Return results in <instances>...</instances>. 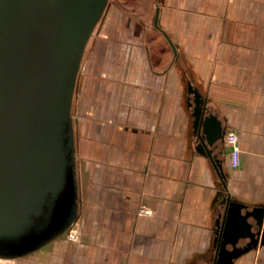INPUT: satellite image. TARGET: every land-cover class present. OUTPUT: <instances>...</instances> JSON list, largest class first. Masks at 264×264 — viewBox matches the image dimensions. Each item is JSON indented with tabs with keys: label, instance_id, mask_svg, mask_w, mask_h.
<instances>
[{
	"label": "crops",
	"instance_id": "1",
	"mask_svg": "<svg viewBox=\"0 0 264 264\" xmlns=\"http://www.w3.org/2000/svg\"><path fill=\"white\" fill-rule=\"evenodd\" d=\"M157 7L176 53L154 25ZM106 11L80 68L85 163L93 170L80 193V240L56 238L43 257L211 262L226 194L210 158L196 150L188 83L225 131L238 134L241 164H231L226 145L220 155L229 192L264 203V0H120ZM141 207L151 215H139ZM249 253L234 264H247Z\"/></svg>",
	"mask_w": 264,
	"mask_h": 264
},
{
	"label": "water",
	"instance_id": "2",
	"mask_svg": "<svg viewBox=\"0 0 264 264\" xmlns=\"http://www.w3.org/2000/svg\"><path fill=\"white\" fill-rule=\"evenodd\" d=\"M109 0H0V257L28 255L79 217L72 108L87 43ZM157 7L154 25L163 29ZM196 150L210 158L226 194L216 220L212 263L264 245V203L229 192L225 128L207 97L188 83ZM242 240L246 243L240 244Z\"/></svg>",
	"mask_w": 264,
	"mask_h": 264
},
{
	"label": "rangeland",
	"instance_id": "3",
	"mask_svg": "<svg viewBox=\"0 0 264 264\" xmlns=\"http://www.w3.org/2000/svg\"><path fill=\"white\" fill-rule=\"evenodd\" d=\"M120 3V0H109L108 3V8L109 9L113 6H116ZM107 12V11H106ZM106 14V13H105ZM103 15L99 23L97 24L92 36H95V34L100 30V27L103 23V21L106 18V15ZM152 15L154 14V11L151 13ZM155 31V30H154ZM158 35L159 32H157ZM152 35V34H151ZM156 47H162V45H155ZM82 71V68H81ZM81 71L79 72V77L77 80V87L76 91L74 94V102H73V108H72V115L74 119V127H75V139H76V161H77V173H78V182H79V191L80 193L83 194V192L86 191V186H87V177L91 175V168L86 167V157H85V135H84V115L82 110L78 107L79 106V101L82 96L81 88H80V77H81ZM68 232H65L64 234L60 235L57 237L58 240H69L67 236ZM74 241V240H71ZM53 243L48 244L47 246H44L35 252L22 256V257H17L14 259H5V258H0V264H53L54 263V258L51 255L48 257H43V253L45 249H51L52 251V246ZM42 256V257H41ZM247 264H264V249L262 251H257V248L253 249L250 251V253L247 255Z\"/></svg>",
	"mask_w": 264,
	"mask_h": 264
},
{
	"label": "built area",
	"instance_id": "4",
	"mask_svg": "<svg viewBox=\"0 0 264 264\" xmlns=\"http://www.w3.org/2000/svg\"><path fill=\"white\" fill-rule=\"evenodd\" d=\"M224 143L229 148V155L231 164L238 167L241 164V145L237 132L229 131L225 133ZM152 210L149 207H141L138 210L139 215H151ZM66 232L70 240H80V233L76 228V223L72 225Z\"/></svg>",
	"mask_w": 264,
	"mask_h": 264
},
{
	"label": "bare ground",
	"instance_id": "5",
	"mask_svg": "<svg viewBox=\"0 0 264 264\" xmlns=\"http://www.w3.org/2000/svg\"><path fill=\"white\" fill-rule=\"evenodd\" d=\"M75 223H76V222H75ZM75 223H74V224H75ZM74 224H73V225H74ZM51 242H52V241H51ZM0 258H2V257H0ZM5 259H9V258H5ZM12 259H14V258H12Z\"/></svg>",
	"mask_w": 264,
	"mask_h": 264
},
{
	"label": "flooded vegetation",
	"instance_id": "6",
	"mask_svg": "<svg viewBox=\"0 0 264 264\" xmlns=\"http://www.w3.org/2000/svg\"><path fill=\"white\" fill-rule=\"evenodd\" d=\"M206 263H212V261L211 262H206ZM206 263H204V264H206Z\"/></svg>",
	"mask_w": 264,
	"mask_h": 264
}]
</instances>
